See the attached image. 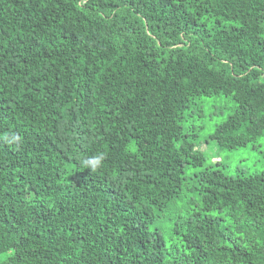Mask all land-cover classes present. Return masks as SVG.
I'll use <instances>...</instances> for the list:
<instances>
[{"label": "trees", "instance_id": "1", "mask_svg": "<svg viewBox=\"0 0 264 264\" xmlns=\"http://www.w3.org/2000/svg\"><path fill=\"white\" fill-rule=\"evenodd\" d=\"M219 94L217 148L264 136V0H0V264H264V174L186 186ZM183 191L179 250L153 225Z\"/></svg>", "mask_w": 264, "mask_h": 264}, {"label": "rangeland", "instance_id": "2", "mask_svg": "<svg viewBox=\"0 0 264 264\" xmlns=\"http://www.w3.org/2000/svg\"><path fill=\"white\" fill-rule=\"evenodd\" d=\"M237 104L232 97L216 95L208 98H200L185 113L182 126L194 141L195 150L202 153L204 165L200 168L187 167L185 177L189 186L194 181V174L204 168L220 169L229 177L239 174L244 176L264 174V136L259 137L244 147L235 149H219L209 139L215 128L223 123L236 110ZM194 129V130H193ZM194 200L198 203V197L190 192L183 191L180 198L173 202L166 210L157 213L153 228L160 229L167 247H176L181 250V243L170 233L173 219L176 215L187 212V202Z\"/></svg>", "mask_w": 264, "mask_h": 264}, {"label": "clouds", "instance_id": "3", "mask_svg": "<svg viewBox=\"0 0 264 264\" xmlns=\"http://www.w3.org/2000/svg\"><path fill=\"white\" fill-rule=\"evenodd\" d=\"M106 158L107 154L105 152L98 151L91 155L82 156L79 161V166L92 173H95L103 168Z\"/></svg>", "mask_w": 264, "mask_h": 264}]
</instances>
